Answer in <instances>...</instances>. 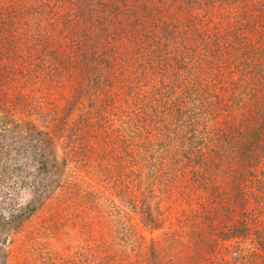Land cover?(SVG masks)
<instances>
[{
  "label": "rangeland",
  "instance_id": "obj_1",
  "mask_svg": "<svg viewBox=\"0 0 264 264\" xmlns=\"http://www.w3.org/2000/svg\"><path fill=\"white\" fill-rule=\"evenodd\" d=\"M186 2L0 0V264H264V0ZM185 93L249 163L141 124Z\"/></svg>",
  "mask_w": 264,
  "mask_h": 264
},
{
  "label": "trees",
  "instance_id": "obj_2",
  "mask_svg": "<svg viewBox=\"0 0 264 264\" xmlns=\"http://www.w3.org/2000/svg\"><path fill=\"white\" fill-rule=\"evenodd\" d=\"M131 1V4H134L135 0H129ZM133 1V2H132ZM187 7H191L193 3H191V0H186ZM131 7L132 5H129ZM188 30V28H186ZM220 78V77H219ZM219 82L220 80L217 79ZM223 84V83H222ZM202 93H204L203 90H201ZM185 93L184 96L180 95L177 96V100H173L170 105L171 107L174 106V109L176 110L177 114L172 113L174 119L172 117L167 118L165 115L170 116L168 113L165 114L162 112V110L154 111V113L148 112V108L143 111L144 117H141V123L143 125H150V127H154L156 129L157 134L160 136V138L164 137V141L162 145H166L168 143V139L174 140V139H180L179 142L181 143V140L185 142L184 144H188L191 146L190 153L192 152V148H195L198 150V152H218L220 154L218 159H222L223 163H226V160H232L234 159L235 155L241 158V160H237L238 164L241 166H244L245 163H249L250 159L252 158V149L255 147L249 146V143L247 139H244L243 133L244 131L240 129L238 126L232 125L230 119L224 115V103L221 104L219 102L221 99L222 101H225V96H222L221 99H219L216 105H202L203 103L197 102L201 101L202 98L200 96L194 97V96H186ZM197 102V106L193 108L192 104L186 108L187 103H193ZM187 102V103H186ZM186 103V104H185ZM167 104V106H170ZM184 106V107H183ZM145 107L146 104H145ZM193 108V110H192ZM139 110V109H137ZM193 111L191 115L195 118V123H192L190 121V111ZM191 116V117H192ZM217 117H219L218 120ZM206 122H212L214 126L207 125ZM230 122V123H228ZM241 125V124H240ZM258 130L255 127L254 129H247V131H253L256 129V132L251 135V137H254L258 134H264L263 128H264V122L260 121L257 123ZM247 127V126H246ZM143 128V126H142ZM255 143H253L254 146ZM257 145V142H256ZM226 150V153H221L220 151ZM230 152V153H229ZM184 153V152H183ZM188 154L184 153V156H187ZM188 157V156H187ZM190 157H188L189 160ZM192 158V157H191ZM236 160V159H234ZM244 161V162H243ZM190 162V161H188ZM194 161H192V164L194 165ZM261 172V171H260ZM264 179V176H263ZM259 195V194H258ZM258 195L253 194L252 191L246 195V203H248V200L250 201L251 197L255 199V197H258ZM260 196L264 199V193H262ZM240 199L241 197L238 196ZM258 203L260 202L257 199ZM264 202V201H263ZM232 231H236V227L232 228ZM232 233V234H236ZM259 235V233H257ZM256 234V235H257ZM258 248L264 250V244L257 242Z\"/></svg>",
  "mask_w": 264,
  "mask_h": 264
}]
</instances>
